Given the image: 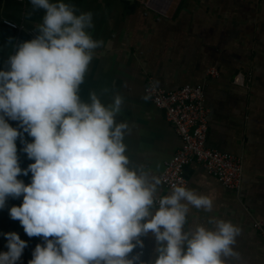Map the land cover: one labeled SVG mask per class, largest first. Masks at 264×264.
<instances>
[{"label": "clouds", "instance_id": "1", "mask_svg": "<svg viewBox=\"0 0 264 264\" xmlns=\"http://www.w3.org/2000/svg\"><path fill=\"white\" fill-rule=\"evenodd\" d=\"M29 2L45 13L38 34L18 43L0 70V209L7 198L23 195L22 204L9 209L10 218L27 236L44 239L28 264H142L128 255L143 247L139 237L149 233L157 245L152 264L238 259L240 229L230 221L209 218L211 228H184L189 206L210 212V197L172 183L169 194L157 199L161 180L143 166L129 167L123 143L128 125L115 119L123 98L115 95L105 106L91 92L90 102L81 100L80 85L102 45L87 31L94 27L92 13L77 15L64 2ZM5 117L34 138L23 148L35 161L27 169L18 166L14 143L22 133ZM28 172L29 185L17 180ZM4 236L8 251L0 252V264H17L27 244L15 232Z\"/></svg>", "mask_w": 264, "mask_h": 264}, {"label": "crops", "instance_id": "2", "mask_svg": "<svg viewBox=\"0 0 264 264\" xmlns=\"http://www.w3.org/2000/svg\"><path fill=\"white\" fill-rule=\"evenodd\" d=\"M75 6L76 14L92 13L94 27L88 33L102 42L80 85L79 96L89 101L95 92L105 106L115 95L123 98L116 122L128 125L124 136L125 155L130 168L143 166L150 176L160 179L166 161L179 150L182 140L163 110L143 91L151 79L174 90L184 84L203 85L208 109L206 146L241 159L243 180L239 190L224 187L198 163L183 169L187 188L213 200L210 212L189 206L185 230L197 226L211 228L209 218L230 221L240 229L231 264H264V242L252 227L264 223V0H50ZM44 10L33 11L29 0H0V70L20 42L38 34ZM18 24L10 30L1 20ZM215 66L219 74L208 77L206 69ZM240 73L243 84L232 83ZM10 127L22 133L14 143L18 166L23 170L34 163L23 151L33 142L19 121L5 117ZM23 140V142H22ZM29 185L32 173L18 175ZM162 184L157 196L169 194ZM19 198H7L0 209V252L8 251L4 233L15 232L27 246L17 264H28L42 237H29L9 209L20 206ZM52 239V237H49ZM145 254L142 264H152L157 247L149 233L142 238ZM136 256L131 254L128 258Z\"/></svg>", "mask_w": 264, "mask_h": 264}, {"label": "built area", "instance_id": "3", "mask_svg": "<svg viewBox=\"0 0 264 264\" xmlns=\"http://www.w3.org/2000/svg\"><path fill=\"white\" fill-rule=\"evenodd\" d=\"M1 24L14 31L20 28L18 24L7 19L1 20ZM28 34L32 38L37 35L34 31H28ZM218 74L219 71L215 66L206 69L208 77H216ZM243 81L242 74L237 73L232 83L242 85ZM143 91L158 108L164 111L167 120L173 124L182 140L181 148L166 161L160 175L161 184L169 191L172 183L187 187L183 169L192 163H198L208 175L217 179L224 187L239 190L243 180L241 159L206 146L208 109L204 105L203 85L184 84L177 89L168 90L149 79ZM159 198L157 196V199ZM252 227L264 242V223L257 221ZM142 238L143 236L139 237L141 241ZM131 254L139 256V261L142 262L144 247H135L129 253Z\"/></svg>", "mask_w": 264, "mask_h": 264}]
</instances>
